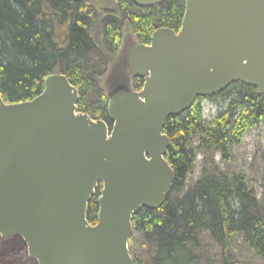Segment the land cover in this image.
<instances>
[{"label": "water", "instance_id": "water-1", "mask_svg": "<svg viewBox=\"0 0 264 264\" xmlns=\"http://www.w3.org/2000/svg\"><path fill=\"white\" fill-rule=\"evenodd\" d=\"M106 77L112 127L79 109L78 88L60 72L32 99L0 93V235L20 236L38 264H135L133 218L161 208L175 181L166 121L234 82L264 94V0H185L178 32L128 42Z\"/></svg>", "mask_w": 264, "mask_h": 264}, {"label": "trees", "instance_id": "trees-1", "mask_svg": "<svg viewBox=\"0 0 264 264\" xmlns=\"http://www.w3.org/2000/svg\"><path fill=\"white\" fill-rule=\"evenodd\" d=\"M100 2L0 0V93L6 102L36 97L44 89L45 78L57 71L78 88L79 109L112 127L101 74L121 49L123 24L148 44L158 28L180 30L185 0H163L149 8L132 0H118L117 12L108 17L111 11L103 9L115 4ZM56 14L71 22L63 31L62 42L58 39L62 30L54 22ZM94 24L106 31V45L92 36ZM143 86L144 79L136 78L135 89ZM204 99L210 100L218 113L205 117ZM261 124L264 94L241 82L213 96L198 97L188 110L166 121L164 133L170 138L166 159L175 171V181L161 208H142L133 218L129 246L135 264H201L203 246L215 252L207 258L210 264H264V183L259 193L249 185L246 171L231 167L236 158L234 147ZM199 157L200 177L189 184ZM224 163L228 169L222 168ZM101 189L102 184L89 202L91 224L98 221ZM26 249L24 241L9 242L0 252V264H38L27 259Z\"/></svg>", "mask_w": 264, "mask_h": 264}, {"label": "rangeland", "instance_id": "rangeland-1", "mask_svg": "<svg viewBox=\"0 0 264 264\" xmlns=\"http://www.w3.org/2000/svg\"><path fill=\"white\" fill-rule=\"evenodd\" d=\"M103 2H100L99 4H103L105 1L110 0H101ZM114 3V0H111V3ZM99 25V24H98ZM98 25L94 26L98 27ZM62 33H58V39L59 41H64L65 34L63 31L65 28H60ZM107 77H101V83L103 86L106 87L105 79ZM203 111L204 116L209 117L211 115H214L218 113V108L213 105V103L205 99L203 101ZM234 154L236 155L235 160L232 162L231 167L234 171H246L248 174V182L250 186H253L256 190H258L259 193L263 191V183H264V124H261L259 127L252 129L244 138L241 144L236 145L234 147ZM220 156L216 155V161H219ZM201 157L198 158V162L196 165V168L194 169L193 173L190 174L188 183L191 184L195 182L198 177H200L201 174ZM222 168L228 169L229 166H227L225 163L222 164ZM11 240V241H10ZM207 235L204 236V241L207 242ZM242 240L240 239V242ZM9 242H12L14 244H23L22 239L16 236H12L8 239H3L0 235V252H3L5 250L6 244ZM28 252V249H26ZM26 252L27 259L30 261H35L31 258H29L28 253ZM201 253L205 255V258L201 262V264H210V261H208L207 258H209L213 253L212 248H207L206 246H203V248L200 250ZM245 255V254H244ZM0 254V258H1ZM251 264H263L261 261H252Z\"/></svg>", "mask_w": 264, "mask_h": 264}, {"label": "flooded vegetation", "instance_id": "flooded-vegetation-1", "mask_svg": "<svg viewBox=\"0 0 264 264\" xmlns=\"http://www.w3.org/2000/svg\"><path fill=\"white\" fill-rule=\"evenodd\" d=\"M99 0H96L94 2H97ZM111 3V0L109 1ZM115 2V7H112L111 9L110 8H104L103 10L105 12H107L108 10H110L111 12L110 13H107L106 14V17H108L110 14H112L113 12H117L116 10L119 8V4H118V0H114ZM73 3H89V2H73ZM93 3V2H91ZM139 6V5H138ZM142 8H149V7H143V6H140ZM152 7V6H151ZM117 8V9H116ZM53 14V13H52ZM96 15L99 16L101 15V10L100 8H97L96 9ZM52 16V15H51ZM55 19H54V22L59 26V28H65V31L66 29L68 28V25H70V20H66V21H62L59 17V15L56 14V16L54 15ZM99 21V19L96 17V23ZM53 22V24H54ZM124 24H123V27H122V30H121V34H120V44H121V49L120 51H118V55L116 57V59L113 61L112 64H107L106 67L104 68L102 74H101V77H104V76H108L111 72H112V69L114 68V66L118 63V60L120 59L124 49L126 48V45L128 42H136V43H142L141 41H139V39L136 37V35L131 31V30H128L126 28H124ZM159 29V28H158ZM64 31V32H65ZM91 31V34L92 36H95V39L98 40V43H100V41H102V43L104 45H106V31L104 30L103 32H101V29H99V27H95L93 26L92 29L90 30ZM144 44V43H143ZM149 44V43H148ZM57 72V71H56ZM61 73V72H60ZM66 75V74H65ZM138 78V77H137ZM136 79V78H135ZM134 79V81H135ZM103 88H105V86L102 85ZM106 95V93H105ZM107 98V97H106ZM205 100V99H204ZM203 100V101H204ZM15 236V235H13ZM12 237V236H11ZM30 258V257H29ZM34 260V259H33ZM36 261V260H35Z\"/></svg>", "mask_w": 264, "mask_h": 264}]
</instances>
